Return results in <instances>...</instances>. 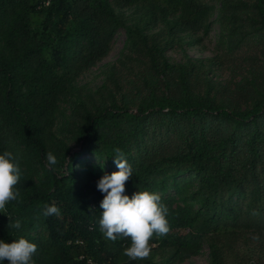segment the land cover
I'll list each match as a JSON object with an SVG mask.
<instances>
[{"label":"trees","instance_id":"obj_1","mask_svg":"<svg viewBox=\"0 0 264 264\" xmlns=\"http://www.w3.org/2000/svg\"><path fill=\"white\" fill-rule=\"evenodd\" d=\"M214 2L0 0V154L21 169L0 240L35 243L34 264H180L205 247L207 264H264V0ZM214 16L218 54L171 63L165 51L208 36ZM119 29L117 59L83 91L76 81ZM115 148L132 167L125 194L158 193L169 210L170 231L145 260L99 226L97 182L118 171ZM46 205L60 215L44 216Z\"/></svg>","mask_w":264,"mask_h":264},{"label":"clouds","instance_id":"obj_2","mask_svg":"<svg viewBox=\"0 0 264 264\" xmlns=\"http://www.w3.org/2000/svg\"><path fill=\"white\" fill-rule=\"evenodd\" d=\"M113 151L118 171L105 173L97 182V189L104 196L99 205L103 210L99 226L106 239L115 241L118 236L130 238L131 243L124 249V256L133 261L145 260L152 252L153 237L167 235L170 231L169 210L158 193L145 190L136 191L131 197L125 194L126 183L132 177V167L120 148ZM46 162L49 167L58 163L51 152L46 154ZM20 177L19 158L9 151L0 154V210H6L9 202L18 200L20 193L16 185ZM43 215L59 216L60 209L46 205ZM9 226L19 229L21 224L10 221ZM36 252L37 245L24 237L11 243L0 240V264L5 260L8 264H34Z\"/></svg>","mask_w":264,"mask_h":264},{"label":"rangeland","instance_id":"obj_3","mask_svg":"<svg viewBox=\"0 0 264 264\" xmlns=\"http://www.w3.org/2000/svg\"><path fill=\"white\" fill-rule=\"evenodd\" d=\"M220 0H215V4L218 7ZM115 12L122 19H124L126 24L132 21V17L135 15L131 9H119L115 8ZM212 24L210 27V32L208 36L198 35V36H182V46L179 47L176 42L170 46L166 51L165 55L171 63H183L185 57L189 58H211L217 55L216 43L218 41V36L220 35L218 23L215 21V16L211 18ZM154 30V32L158 31ZM125 40V30L119 29L114 39L111 43V48L107 56L100 62H98L94 67H92L88 72L82 74L76 81V85L81 87L83 91L89 92L97 89L104 80V74L108 68V65L113 63L124 44ZM243 72V71H242ZM222 79L228 78L227 73H222ZM72 151H77L76 145L72 146ZM92 161V159H91ZM159 260V257H156ZM180 264H207V248L203 249V252L196 257L185 260Z\"/></svg>","mask_w":264,"mask_h":264},{"label":"built area","instance_id":"obj_4","mask_svg":"<svg viewBox=\"0 0 264 264\" xmlns=\"http://www.w3.org/2000/svg\"><path fill=\"white\" fill-rule=\"evenodd\" d=\"M80 259L84 260L85 264H98L95 260H93L92 258L90 257H85L84 255L83 256H80Z\"/></svg>","mask_w":264,"mask_h":264}]
</instances>
